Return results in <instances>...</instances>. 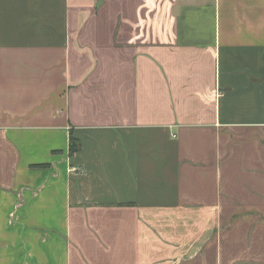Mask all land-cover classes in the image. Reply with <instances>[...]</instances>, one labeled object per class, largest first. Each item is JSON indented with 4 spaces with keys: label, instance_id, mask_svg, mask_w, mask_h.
Returning <instances> with one entry per match:
<instances>
[{
    "label": "crops",
    "instance_id": "crops-1",
    "mask_svg": "<svg viewBox=\"0 0 264 264\" xmlns=\"http://www.w3.org/2000/svg\"><path fill=\"white\" fill-rule=\"evenodd\" d=\"M0 264H264V0H0Z\"/></svg>",
    "mask_w": 264,
    "mask_h": 264
},
{
    "label": "trees",
    "instance_id": "trees-1",
    "mask_svg": "<svg viewBox=\"0 0 264 264\" xmlns=\"http://www.w3.org/2000/svg\"><path fill=\"white\" fill-rule=\"evenodd\" d=\"M79 148V143L73 137H69V151L74 152Z\"/></svg>",
    "mask_w": 264,
    "mask_h": 264
}]
</instances>
